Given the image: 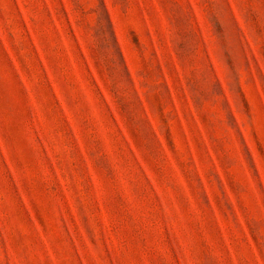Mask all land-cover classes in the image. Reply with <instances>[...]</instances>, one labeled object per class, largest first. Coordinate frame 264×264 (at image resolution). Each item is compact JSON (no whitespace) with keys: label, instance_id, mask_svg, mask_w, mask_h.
Masks as SVG:
<instances>
[{"label":"rangeland","instance_id":"obj_1","mask_svg":"<svg viewBox=\"0 0 264 264\" xmlns=\"http://www.w3.org/2000/svg\"><path fill=\"white\" fill-rule=\"evenodd\" d=\"M0 264H264V0H0Z\"/></svg>","mask_w":264,"mask_h":264}]
</instances>
